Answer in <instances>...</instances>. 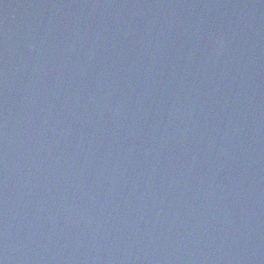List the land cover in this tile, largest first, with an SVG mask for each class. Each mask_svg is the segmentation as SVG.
I'll use <instances>...</instances> for the list:
<instances>
[{
    "label": "water",
    "instance_id": "obj_1",
    "mask_svg": "<svg viewBox=\"0 0 264 264\" xmlns=\"http://www.w3.org/2000/svg\"><path fill=\"white\" fill-rule=\"evenodd\" d=\"M0 264H264V0H0Z\"/></svg>",
    "mask_w": 264,
    "mask_h": 264
},
{
    "label": "clouds",
    "instance_id": "obj_2",
    "mask_svg": "<svg viewBox=\"0 0 264 264\" xmlns=\"http://www.w3.org/2000/svg\"><path fill=\"white\" fill-rule=\"evenodd\" d=\"M220 44H221V45L223 44V40H222V39L220 40Z\"/></svg>",
    "mask_w": 264,
    "mask_h": 264
}]
</instances>
